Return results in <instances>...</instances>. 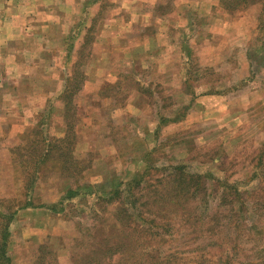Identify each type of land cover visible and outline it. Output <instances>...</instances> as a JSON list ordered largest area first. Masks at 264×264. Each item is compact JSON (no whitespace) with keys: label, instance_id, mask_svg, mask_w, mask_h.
<instances>
[{"label":"rangeland","instance_id":"374dc122","mask_svg":"<svg viewBox=\"0 0 264 264\" xmlns=\"http://www.w3.org/2000/svg\"><path fill=\"white\" fill-rule=\"evenodd\" d=\"M14 13L10 264H264V0H0Z\"/></svg>","mask_w":264,"mask_h":264},{"label":"trees","instance_id":"16d2710c","mask_svg":"<svg viewBox=\"0 0 264 264\" xmlns=\"http://www.w3.org/2000/svg\"><path fill=\"white\" fill-rule=\"evenodd\" d=\"M41 161L37 160L34 161L33 165L34 166H39L38 164ZM180 184H184L185 185H189L191 183L195 184L199 182V177H193V175L187 176V177H182V174L180 175ZM141 181V177L139 179V182ZM138 182V183H139ZM137 183V184H138ZM231 188V187H230ZM232 189V188H231ZM231 195H233L236 198V203H234L231 207V211L235 212L237 211V208H234V206L238 203H240V205H244V202H242L243 200L241 199V193L237 191L236 187H233V190H231ZM120 192L119 189H116L113 193L118 194ZM67 197H72L73 193L72 191L69 192L67 191ZM132 196H134L133 192H132ZM232 196V198H233ZM29 204H24L22 205V207H29ZM134 212H136L134 210ZM14 215H15V210L13 209V211H3L2 209H0V264H10V257L8 255V243H9V239L11 236V232L9 229V225L10 223L13 221L14 219ZM140 215H137L136 213H133V221L136 225H138V222L140 223ZM140 226L145 230V227L140 223ZM149 235H153L152 233H149ZM226 264V263H225ZM228 264H233L232 262H228Z\"/></svg>","mask_w":264,"mask_h":264},{"label":"crops","instance_id":"0c3cea01","mask_svg":"<svg viewBox=\"0 0 264 264\" xmlns=\"http://www.w3.org/2000/svg\"><path fill=\"white\" fill-rule=\"evenodd\" d=\"M18 17L19 16L16 13H14V14H10V16H6V20H3V19H2V21L0 20V23H1L0 39H2L3 37L4 38L6 37V40H10L11 38H13L16 35V33L18 32L19 27H20ZM9 25L11 27H8ZM52 45H53V43H52ZM29 48H34V47L29 46ZM2 54L5 55V58L2 59V65L3 64H5L7 66L9 65L11 67H14V69H16L18 71L20 69H22L20 66L23 64V61L19 60V58L17 57V54H15L12 57V60H9L8 54L4 53V50H2L0 48V63H1Z\"/></svg>","mask_w":264,"mask_h":264}]
</instances>
